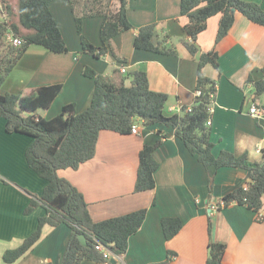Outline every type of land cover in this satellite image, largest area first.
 Returning <instances> with one entry per match:
<instances>
[{"label":"crops","instance_id":"obj_1","mask_svg":"<svg viewBox=\"0 0 264 264\" xmlns=\"http://www.w3.org/2000/svg\"><path fill=\"white\" fill-rule=\"evenodd\" d=\"M245 1L264 7V0ZM179 4L180 0H127V17L133 28L113 38L117 59L109 51L99 57L83 52L69 0H53L49 8L68 50L54 53L40 45H30L0 85V94L61 84L60 94L48 108L38 112L41 117L52 118L66 104H73L77 112L88 107L94 81L84 74L86 67L126 85L130 84L126 77L141 70L147 74L151 89L168 95L164 114L169 116L182 106L193 105L198 56L215 48L219 73L210 64L202 68L204 75L216 80L210 117L212 152L216 156L221 150L236 156L246 153L250 162L259 161L264 149V113L252 115L249 109L252 104L264 106V93L255 97L253 82L247 78H264V26L234 11L233 25L215 43L220 14L211 16L197 36L199 51L193 56L181 43L187 18L180 14ZM102 20L99 15L82 19V34L95 46L100 45ZM149 23L156 25L154 42L167 35L165 44L173 46L176 55L134 47L138 28ZM138 125V133L102 130L90 160L76 169L58 172L82 193L95 221L146 209L141 227L129 237L126 251L118 256L120 262H160L171 252L169 264H205L208 244L216 241L226 243L225 264H264V196L258 212L236 202L221 205L224 194L249 181L246 170L220 168L210 189L204 166L176 137L170 125ZM31 141L27 135L7 133L0 118V263L3 252L19 246L45 213L43 207L29 214L23 212L31 194H41L46 185L27 165L25 148ZM156 142L159 145L154 151L158 162L155 187L136 192L139 152L144 145ZM164 217L182 220V227L169 240L161 229ZM69 234L65 224L44 225L40 238L12 264L58 263ZM111 256L108 261L119 264L113 253ZM79 264L107 263L82 260Z\"/></svg>","mask_w":264,"mask_h":264},{"label":"trees","instance_id":"obj_2","mask_svg":"<svg viewBox=\"0 0 264 264\" xmlns=\"http://www.w3.org/2000/svg\"><path fill=\"white\" fill-rule=\"evenodd\" d=\"M53 0H17L15 8L9 0H0L7 19L0 16V85L14 68L20 57L30 45H40L54 53L68 50L60 28L50 11ZM75 25L81 40V49L85 53L99 57L111 52L118 59L112 40L120 33L133 28L127 17V0H69ZM238 11L250 21L264 26V7L254 1L245 0H180L179 12L187 18L183 25L184 37L181 43L188 52L198 54L197 36L206 28L211 16L220 14L215 43H218L233 25L234 12ZM102 16L99 36L100 45L90 43L82 34V19L87 16ZM156 25L149 23L140 26L134 37L135 48L157 53L176 55V49L165 43L164 35L154 42ZM12 32L19 37L15 45L6 39ZM218 52L215 48L202 52L198 56L196 90L191 111L164 114L168 95L150 88L147 74L137 70L131 72L130 84L113 82L109 77L97 74L86 67L84 74L94 81L91 100L84 110L77 112L73 104H66L52 118L39 115L46 109L62 90L61 84L40 86L27 92L0 94V117L5 119L7 133L24 134L32 138L25 149L27 165L46 181L41 194H31L24 214L43 207L44 215L37 221L36 229L23 242L2 254V263L12 264L21 257L40 238L42 228L48 224H65L70 234L58 263L79 264L82 260L112 264L95 248L96 243L104 244L113 254L126 251L129 237L142 225L146 209L140 208L103 220L92 219L88 205L82 193L66 178L58 174L59 170L78 168L90 160L96 151L98 135L102 130H111L120 134H130L134 123L144 126L168 124L174 129L186 149L202 163L208 178V187H212L217 171L222 167L243 168L249 179L245 186L240 185L222 197L221 205L236 202L258 212L264 196V149L261 159L250 162L246 153L236 156L232 152L221 150L216 156L212 152L214 144L210 139L211 127L206 124L211 117V108L215 100L216 80L204 75L202 68L210 64L219 73ZM264 74V67L262 68ZM125 80V79H123ZM254 96L264 93V78L252 81ZM159 145H144L138 155V169L134 190H151L155 187V172L158 162L154 151ZM5 181V180H3ZM211 224L209 223V229ZM182 220L178 217L161 219V229L166 240L178 233ZM83 234L86 244L78 238ZM226 243L210 241L205 264H225L223 256ZM160 262L148 264H169L173 253Z\"/></svg>","mask_w":264,"mask_h":264},{"label":"built area","instance_id":"obj_3","mask_svg":"<svg viewBox=\"0 0 264 264\" xmlns=\"http://www.w3.org/2000/svg\"><path fill=\"white\" fill-rule=\"evenodd\" d=\"M4 16H5V14H4ZM5 17H6V16H5ZM6 39H7L8 41H10L11 43L15 44V45H17V44L20 43V39H19V37L14 36L12 32H8V33L6 34ZM121 71H122V72H125V71H126L125 67H122V68H121ZM198 94H199V91H196V96H197ZM182 110H183V109L180 108V109H179V112H181ZM184 111H186V112L191 111V106L185 107ZM211 111H212V108H211ZM249 112H250V114H252V115H260V114H263V113H264V106H259V107H258V106H256L255 104H252L251 107H250V109H249ZM206 124L209 125V126L211 125V118H208ZM131 132H132V133H138V132H139V126H138L136 123H134V124L132 125V127H131ZM95 248H96L98 251H100V252L102 253L103 257H105L106 259H109V258L112 257V256H111V255H112L111 251H110V250H109L104 244H102V243H96V244H95ZM118 256H119V255H114V257H116V260L119 262V264H124V263L120 262Z\"/></svg>","mask_w":264,"mask_h":264},{"label":"rangeland","instance_id":"obj_4","mask_svg":"<svg viewBox=\"0 0 264 264\" xmlns=\"http://www.w3.org/2000/svg\"><path fill=\"white\" fill-rule=\"evenodd\" d=\"M9 2L13 6V8H15L17 0H9ZM4 13H5V9L0 5V16H1V18L7 19V17L4 16ZM2 119L4 120V124H5V119L4 118H2ZM31 140H32V138H31ZM31 142L26 146V148L31 144Z\"/></svg>","mask_w":264,"mask_h":264},{"label":"water","instance_id":"obj_5","mask_svg":"<svg viewBox=\"0 0 264 264\" xmlns=\"http://www.w3.org/2000/svg\"><path fill=\"white\" fill-rule=\"evenodd\" d=\"M232 11L234 12L235 9H232ZM78 238H79V240H80V242H81L82 244H86V239H85V236H84L83 234H80V235L78 236Z\"/></svg>","mask_w":264,"mask_h":264},{"label":"clouds","instance_id":"obj_6","mask_svg":"<svg viewBox=\"0 0 264 264\" xmlns=\"http://www.w3.org/2000/svg\"><path fill=\"white\" fill-rule=\"evenodd\" d=\"M197 91V90H196ZM196 97V96H195ZM183 107H186V106H182L181 108H183ZM188 107V106H187ZM191 107H192V105H191ZM176 113H180L179 111L178 112H176ZM136 124L138 125V122H136ZM139 126V125H138ZM132 133V132H131ZM261 153H262V150H261ZM115 255V254H114Z\"/></svg>","mask_w":264,"mask_h":264}]
</instances>
